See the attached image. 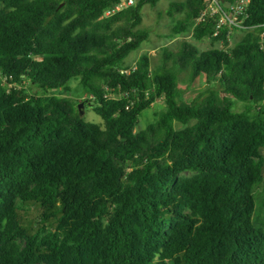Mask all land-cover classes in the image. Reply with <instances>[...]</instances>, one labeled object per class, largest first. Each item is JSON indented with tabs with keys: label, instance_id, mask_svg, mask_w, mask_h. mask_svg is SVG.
<instances>
[{
	"label": "trees",
	"instance_id": "trees-1",
	"mask_svg": "<svg viewBox=\"0 0 264 264\" xmlns=\"http://www.w3.org/2000/svg\"><path fill=\"white\" fill-rule=\"evenodd\" d=\"M121 1L0 0V264H264V0L229 49L194 23L203 0L169 2V37L191 41L135 69L159 0L103 16ZM182 73L214 86L180 105ZM76 78L102 126L60 95ZM30 203L34 230L18 220Z\"/></svg>",
	"mask_w": 264,
	"mask_h": 264
},
{
	"label": "rangeland",
	"instance_id": "rangeland-1",
	"mask_svg": "<svg viewBox=\"0 0 264 264\" xmlns=\"http://www.w3.org/2000/svg\"><path fill=\"white\" fill-rule=\"evenodd\" d=\"M172 1H181V0H159L154 7L148 5L144 6L142 9L141 15V25L140 28L148 31V39L141 44L139 49L135 52H131L125 61V65L130 66L133 63L137 62L139 57L143 54H146L151 59V65H155L159 62L161 49L167 48L170 50L176 49L180 41H191V32H188L184 35H178L176 37H169L171 33V28L174 25L175 20L179 15L174 17H169L166 14L169 2ZM242 33L237 32L233 34V42L239 40ZM209 41L203 39L200 42H192L197 46V48L202 50H207L210 48ZM79 79H72L68 81L66 86L68 87V92L59 91L60 95L63 97H69L74 99L77 104L83 103L81 110L83 111L82 117L87 123L103 125L102 119L92 112L90 104L87 103L88 100H91V97L85 93L81 86L79 85ZM180 90V105H188L202 90H205L208 87H213L214 84H208L203 76H199L191 85H188L187 74H179L178 80ZM58 91L56 92L59 93ZM244 106L242 102L233 100V110L235 112H241ZM164 109V103L161 98L155 100L150 108L145 109L140 118H139V129H143L149 123L153 122L156 119V115ZM177 130H182L183 126L175 123ZM41 218V209L38 205L32 203L26 204L23 206L20 215L19 222L20 224L27 228L38 229L42 224L39 223ZM52 223V219L45 222L44 225Z\"/></svg>",
	"mask_w": 264,
	"mask_h": 264
},
{
	"label": "built area",
	"instance_id": "built-area-1",
	"mask_svg": "<svg viewBox=\"0 0 264 264\" xmlns=\"http://www.w3.org/2000/svg\"><path fill=\"white\" fill-rule=\"evenodd\" d=\"M133 3L134 0H122L116 6L106 10L103 16L115 14ZM249 3L250 0H203V9L194 23H200L205 19L212 21V37L215 38L222 35L228 42L225 48L222 45V41L216 44V47L219 49H229L233 45L234 33H243L252 28L244 25V21L248 18L247 8ZM262 35H264V32H262ZM131 69H135L134 63L131 65ZM121 73H128V71L124 70ZM110 97L119 98V95H110Z\"/></svg>",
	"mask_w": 264,
	"mask_h": 264
},
{
	"label": "water",
	"instance_id": "water-1",
	"mask_svg": "<svg viewBox=\"0 0 264 264\" xmlns=\"http://www.w3.org/2000/svg\"><path fill=\"white\" fill-rule=\"evenodd\" d=\"M82 105H83V103H79L78 105H76V108H77V110L79 112V116L80 117H82V114H83V111L81 110Z\"/></svg>",
	"mask_w": 264,
	"mask_h": 264
}]
</instances>
